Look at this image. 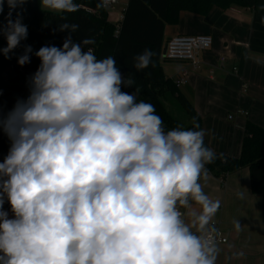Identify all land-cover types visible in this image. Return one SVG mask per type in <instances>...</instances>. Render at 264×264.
<instances>
[{
	"label": "clouds",
	"instance_id": "1",
	"mask_svg": "<svg viewBox=\"0 0 264 264\" xmlns=\"http://www.w3.org/2000/svg\"><path fill=\"white\" fill-rule=\"evenodd\" d=\"M5 2L7 47L0 52L10 59L28 36L22 16L11 19L26 0H0V13ZM40 7L79 10L74 0H40ZM58 30L68 32L62 47L35 52L40 65L27 98L0 110V131L10 141L0 162V264H216L221 203L200 180L218 157L205 145L206 130L195 117L191 128L165 130L155 106L137 100L140 88L122 90L135 81L114 56L85 50L94 41H75L76 23ZM32 53L25 45L18 64L30 63ZM154 55L145 49L134 68L154 66ZM233 223L240 231L239 220Z\"/></svg>",
	"mask_w": 264,
	"mask_h": 264
},
{
	"label": "crops",
	"instance_id": "2",
	"mask_svg": "<svg viewBox=\"0 0 264 264\" xmlns=\"http://www.w3.org/2000/svg\"><path fill=\"white\" fill-rule=\"evenodd\" d=\"M128 3L129 0H120L107 11L109 22L119 27ZM261 17L264 15L250 9L213 8L204 16L182 12L178 24L165 28L163 50L175 36L209 35L213 39L212 48L198 54L196 67L191 62L167 61L163 50L161 67L167 79L185 78L179 91L201 116V128L207 132L204 142L218 155L240 157L248 122L264 129V24ZM221 58L225 59L223 66ZM28 95L29 80L12 72L0 84V110L7 113L17 99H26ZM200 183L205 194L221 203L214 222L220 223L227 243L217 245L216 264H264L262 197L252 191L249 169L224 179L209 173ZM192 210L199 211V205L193 202ZM8 212L11 217V211ZM185 219L190 218L185 215ZM236 220L241 224L240 231L234 227Z\"/></svg>",
	"mask_w": 264,
	"mask_h": 264
},
{
	"label": "trees",
	"instance_id": "3",
	"mask_svg": "<svg viewBox=\"0 0 264 264\" xmlns=\"http://www.w3.org/2000/svg\"><path fill=\"white\" fill-rule=\"evenodd\" d=\"M74 2L79 5V10L74 13L47 11L40 7V0H26L22 7L12 11V20L16 19L18 13L22 16V23L28 29V36L18 48L9 53L10 59L5 58L0 52V84L12 72L18 73L21 67L28 70L38 68L40 60L35 56V52L46 45L62 47L68 32L59 31V24L76 23L79 25V30L73 34V39L79 42L84 38H91L94 43L85 46V50L91 48L97 59L114 56L118 68L125 77L131 76L135 81L133 87L122 90L132 93L135 87L140 88L137 100H144L155 106L156 114L161 117L165 130L178 126L191 128L193 117L196 118L200 127L202 126V118L195 107L181 94L175 81L164 76L161 55L166 26L178 24L182 12L204 16L213 8L226 10L238 7L264 15V11H261L264 0H129L124 19L117 27L109 22L107 11L97 8L99 0H74ZM8 16L9 8L5 2L4 10L0 13V27L7 24ZM62 17H66V21ZM25 45H30L33 53L30 63L20 66L17 58L23 53ZM5 47H7V40L3 34H0V49ZM145 49L155 53L152 58L154 66L150 65L142 71H137L134 68L133 58L142 54ZM168 95H171L188 117L189 123L186 126L168 110L166 105ZM9 147L8 137L1 132L0 162H3L8 154ZM217 157L206 167L209 173L223 179L245 168L249 169L251 188L254 194L262 197L264 214V129L248 122L240 157L218 154ZM4 209L11 211L7 202L4 204Z\"/></svg>",
	"mask_w": 264,
	"mask_h": 264
},
{
	"label": "built area",
	"instance_id": "4",
	"mask_svg": "<svg viewBox=\"0 0 264 264\" xmlns=\"http://www.w3.org/2000/svg\"><path fill=\"white\" fill-rule=\"evenodd\" d=\"M120 0H108L106 7L102 9L109 11L115 7ZM167 52L165 59L170 62H191L196 67V59L200 52L209 51L213 46V39L209 35H197V36H175L172 37L167 43ZM221 66L224 65L225 59H220ZM35 69H25L21 67L18 73L22 74L26 80H29L31 75L35 73ZM236 70V69H234ZM7 77V74L4 73ZM185 84V78H179L175 80V85L180 88ZM182 211V210H181ZM183 212V211H182ZM218 234H213L217 245L227 243V239L222 236L220 223L214 222Z\"/></svg>",
	"mask_w": 264,
	"mask_h": 264
},
{
	"label": "rangeland",
	"instance_id": "5",
	"mask_svg": "<svg viewBox=\"0 0 264 264\" xmlns=\"http://www.w3.org/2000/svg\"><path fill=\"white\" fill-rule=\"evenodd\" d=\"M47 11H51L54 12L52 10H49L47 8H43ZM57 13V12H56ZM166 105L168 110L171 112V114L173 116H175L183 125H187L189 123L188 117L186 116V114L183 112V110L181 109V107L175 102V100L171 97V95L167 96L166 99Z\"/></svg>",
	"mask_w": 264,
	"mask_h": 264
},
{
	"label": "water",
	"instance_id": "6",
	"mask_svg": "<svg viewBox=\"0 0 264 264\" xmlns=\"http://www.w3.org/2000/svg\"><path fill=\"white\" fill-rule=\"evenodd\" d=\"M169 40H170V39H169ZM169 40H168V42H169ZM167 47H168V44L165 45L164 50H163V56H164V57L166 56Z\"/></svg>",
	"mask_w": 264,
	"mask_h": 264
}]
</instances>
